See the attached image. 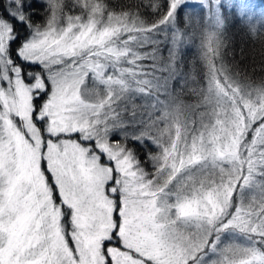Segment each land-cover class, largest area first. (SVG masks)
Returning <instances> with one entry per match:
<instances>
[{
	"label": "snow or ice",
	"instance_id": "1",
	"mask_svg": "<svg viewBox=\"0 0 264 264\" xmlns=\"http://www.w3.org/2000/svg\"><path fill=\"white\" fill-rule=\"evenodd\" d=\"M136 7L0 0V264H264V102L228 119L209 80L197 128L172 87L264 7Z\"/></svg>",
	"mask_w": 264,
	"mask_h": 264
},
{
	"label": "trees",
	"instance_id": "2",
	"mask_svg": "<svg viewBox=\"0 0 264 264\" xmlns=\"http://www.w3.org/2000/svg\"><path fill=\"white\" fill-rule=\"evenodd\" d=\"M139 0H113V5L116 11L112 13L114 23L115 18H122L123 23L128 27L144 28L150 26V19L145 23L144 14L137 15V5ZM119 5H125L123 10H120ZM195 7V6H194ZM106 22L107 18H106ZM199 39L198 42L199 43ZM227 47H221L219 54L210 52L209 57L201 59L196 47L184 57V74L185 77L191 82L189 86L184 81V85L174 84L172 87L181 92L180 100L185 106L189 103L192 106L196 104L194 109L190 111V119L188 122L195 120L196 127L201 124V113L207 111L205 108H199L198 105L204 103L207 94L208 81L224 82L230 81L231 83L224 84V91L226 97H231L236 101L240 98H255L264 94V30L258 31L255 35L252 34L249 28H236L233 26L231 29L226 30V39L224 41ZM192 47V48H193ZM195 60V63H188ZM209 60L212 62L209 63ZM210 65H215L216 70L211 68ZM193 76V80L189 78ZM197 80V81H196ZM196 81V83H195ZM201 81L207 82L201 87L198 92L192 93V86L198 87ZM195 83V84H192ZM214 85V84H213ZM264 100V99H263ZM222 105L225 102L222 100Z\"/></svg>",
	"mask_w": 264,
	"mask_h": 264
},
{
	"label": "rangeland",
	"instance_id": "3",
	"mask_svg": "<svg viewBox=\"0 0 264 264\" xmlns=\"http://www.w3.org/2000/svg\"><path fill=\"white\" fill-rule=\"evenodd\" d=\"M255 3L257 4L258 7H264V0H255ZM193 11H196L195 7L193 6ZM106 23H109V22H106ZM109 26H111V23H109ZM129 28H134V27H129ZM198 39L197 38V41L198 42ZM198 44V43H197ZM193 46H191V50H189L190 52L192 51V49H194V47L192 48ZM188 51V52H189ZM187 52V54H188ZM213 54H217V52L215 51H212ZM211 68H214V71L216 70V66L215 65H210ZM190 80H193V76L191 75V77L189 78ZM187 84V86H189L191 84V82L185 77V74H184V70H182V76H181V79L178 80L176 82L177 85H184L185 83ZM197 81V80H196ZM195 81V83H196ZM195 83H192V84H195ZM207 82H203L201 81V83L199 82L198 83V87L195 88L194 86H192V93H195V92H198L201 87L203 86V84L205 85ZM224 84H228V83H231L230 81H224L223 82ZM222 82L218 81V82H214V86H218V88L220 89V91L222 92L223 94V97H222V100L225 102V105H222V108L227 110L229 116H228V119H238L239 122H243L244 118H246L248 116V112H249V109L247 107L248 104L252 103V102H256L255 103V107L256 108H259L261 103L264 102V100L260 97V96H256L255 98H240L239 101H236L234 100L233 98L231 97H226V94H225V91H224V84ZM208 84V83H207ZM208 88V86H207ZM163 98V97H162ZM196 106L195 103L192 104V106H190L189 103H186L185 105V116L187 117V120L190 119L191 121V118H190V111L192 109H194V107ZM218 111L220 109H217ZM226 119L225 117L221 116V120H224ZM213 122L215 123V117H213ZM190 124V122H189ZM218 127H221L222 125H217ZM233 131H235V129H233ZM18 145L23 148L25 147V145L23 144V134L21 133L20 134V139L17 141ZM222 143H231V140H230V136L229 137H226L225 141H222ZM37 160H38V154L36 155L35 157ZM228 167H231V165H229ZM221 175L220 173V169L217 168L216 170V176H217V179H219V176Z\"/></svg>",
	"mask_w": 264,
	"mask_h": 264
}]
</instances>
